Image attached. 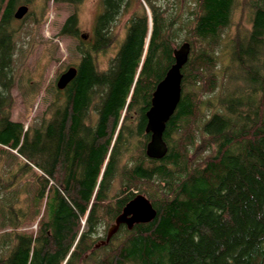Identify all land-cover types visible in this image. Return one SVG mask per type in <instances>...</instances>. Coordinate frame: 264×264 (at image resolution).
I'll return each mask as SVG.
<instances>
[{
	"label": "trees",
	"instance_id": "obj_1",
	"mask_svg": "<svg viewBox=\"0 0 264 264\" xmlns=\"http://www.w3.org/2000/svg\"><path fill=\"white\" fill-rule=\"evenodd\" d=\"M52 1L74 6L59 34L79 39L80 57L75 77L55 83L42 124L25 127L10 117L12 23L18 6L37 0H0V155L15 158L14 182L34 172L43 204L35 231L16 223L0 264H264V0H99L87 38L85 0ZM237 11L248 26L240 20L228 35L220 83L213 68ZM183 41L191 49L163 134L168 151L149 158L146 111ZM115 45L101 68L97 56ZM135 191L156 216L120 224L107 240Z\"/></svg>",
	"mask_w": 264,
	"mask_h": 264
},
{
	"label": "rangeland",
	"instance_id": "obj_2",
	"mask_svg": "<svg viewBox=\"0 0 264 264\" xmlns=\"http://www.w3.org/2000/svg\"><path fill=\"white\" fill-rule=\"evenodd\" d=\"M26 5L28 6L26 14L21 19L14 18L12 23L16 32V50L13 63L15 84L11 89L14 102L10 117L28 127L42 124L44 117L47 116V106L54 96L58 76L68 66H74L80 55L77 51L79 39L59 34L66 17L74 11L73 5L55 3L52 0L47 2L45 10L41 0H37L35 4ZM99 9V0H85L78 7L81 34L88 37L92 32L93 20ZM126 20L127 16H122L114 27L118 37L125 34ZM240 20L248 26L246 19H241V14L237 11L232 24L225 30L223 35L225 38L219 44V59L213 70L220 83L225 68L230 65L228 35L232 36L235 33ZM116 47L117 45L108 53L97 56L101 68L107 67L108 60L113 56ZM208 95L203 98L213 97ZM202 111L204 114L208 113L205 107ZM201 115L203 114H198V118ZM16 166V160L11 154L0 155V255L9 253L10 250L7 249L16 232L14 229L16 223H18L17 231H35L36 223L43 212V204L34 202V195L39 187L34 172L28 170L14 182L11 173ZM11 181L14 184L12 183L13 185L8 188ZM17 198L15 209L8 208V205L15 202ZM21 210L26 212L24 216ZM104 231L105 228L100 229L101 233Z\"/></svg>",
	"mask_w": 264,
	"mask_h": 264
},
{
	"label": "water",
	"instance_id": "obj_3",
	"mask_svg": "<svg viewBox=\"0 0 264 264\" xmlns=\"http://www.w3.org/2000/svg\"><path fill=\"white\" fill-rule=\"evenodd\" d=\"M28 11V6L23 4L17 7L14 17L21 19ZM83 38L87 35L82 34ZM191 45L183 41L173 49L174 62L167 69L164 77L156 84L152 92L151 104L146 111L145 132L150 134L145 147V153L149 158L161 159L168 151V146L163 134L166 123L176 109L181 97V81L183 65L187 62ZM76 67L68 66L60 73L56 80V87L63 89L76 75ZM156 216V210L148 198L141 193H136L122 208L120 214L111 225L107 240L118 229L120 224H126L131 228L135 223L151 221Z\"/></svg>",
	"mask_w": 264,
	"mask_h": 264
}]
</instances>
